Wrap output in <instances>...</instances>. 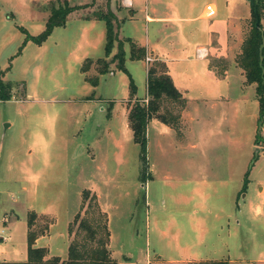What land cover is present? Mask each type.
Returning <instances> with one entry per match:
<instances>
[{"label":"rangeland","instance_id":"374dc122","mask_svg":"<svg viewBox=\"0 0 264 264\" xmlns=\"http://www.w3.org/2000/svg\"><path fill=\"white\" fill-rule=\"evenodd\" d=\"M68 1L82 6L92 2ZM116 1L120 10L123 0H112L113 5ZM144 1H134L136 14L125 19L120 28L121 35L140 42L146 32L140 14ZM209 1L212 0H192L193 10L199 9V13ZM104 2L97 0L94 10ZM231 2L239 6L241 17L245 7L251 4L248 0ZM54 6H58V0H0V67L4 81L13 84L10 99H0V227L5 225L8 230V239H0V248L6 249L0 252V258L27 257L30 210L39 214L49 212L45 214L53 218L48 228L50 233L38 239L37 245L49 243L53 253L66 258L69 223L80 209L85 188L97 193L110 217L111 248L116 256L130 251L141 260L148 248L154 259L161 258L152 264H177L170 258L188 255L181 251L205 250L206 246L199 245L198 239L194 238L193 243L188 237L196 232L189 230L192 218L189 212L194 208H198L197 216L200 212V184L221 182L228 189L242 187L253 151L259 148L260 158L251 169L248 185L255 188L264 183V143H255L258 107H238V112H233V125L205 105L193 107V114L201 120L187 126L182 138L177 135L179 141L175 144L171 136H164L166 139L160 136L162 131L152 123L148 130L147 160L143 162L128 120L133 104L129 100V76L113 65L115 73L99 74V82L94 86L85 80L81 70L87 57H106L105 20L87 18L94 10L86 8L72 13L66 25L55 27L42 44L25 42L26 34L21 27L30 34H40L46 27V10ZM131 10L126 9V16L132 15ZM197 23L168 24L183 31V27ZM245 23L241 24L244 28L240 35L249 29V22ZM261 23L264 26V16ZM235 36L231 33L232 42ZM215 47L213 44L212 50ZM222 51L227 56L225 47ZM125 65L139 90L145 82L142 60L130 59L126 54ZM90 73L96 74L94 68ZM230 77L234 82L239 80L236 65L231 66ZM139 92L144 93V87ZM116 104L120 106L117 110ZM109 105L115 110V116L110 119ZM201 115L212 117L202 119ZM174 131L173 135L177 133ZM260 133L263 139L264 125ZM185 138L193 141L181 145ZM161 140L167 148L165 151L160 146ZM197 141L200 144L195 147L193 142ZM201 151L208 154L204 155L203 167L207 166L208 156L215 158V168L223 170L224 166L226 179L219 177L216 181L215 168L213 178L201 179L197 158ZM147 197L151 202L150 212ZM169 215H174L185 230L180 240L158 236L156 219L159 222ZM241 218L245 220L244 213ZM250 219L251 227L261 235L259 240L264 244L263 226ZM146 230L153 236L149 243ZM177 243L187 247L179 248ZM227 244L229 247L225 245L221 255L231 253L239 257L235 264H264L257 259L264 257V248L253 251L244 242L242 248L232 249Z\"/></svg>","mask_w":264,"mask_h":264},{"label":"crops","instance_id":"0c3cea01","mask_svg":"<svg viewBox=\"0 0 264 264\" xmlns=\"http://www.w3.org/2000/svg\"><path fill=\"white\" fill-rule=\"evenodd\" d=\"M134 1L135 0H131V5H129L125 2V0H123V6L119 10L116 8L117 1L115 5H113L112 0H110L111 8L120 20L126 21L128 18H133V15L136 14V9L134 10ZM237 1L240 0H235V2ZM88 3L90 4L91 2L88 1L85 4ZM76 4L81 5V3ZM128 8L132 9V15L130 17L126 16V9ZM198 10L199 9L193 10L192 0L144 1L140 9V14L141 17H144L146 32L141 38V42L140 40L137 41L140 45L147 49L148 55L152 57L153 62L155 60H159L167 64L169 73L172 76L176 87L181 90L188 99L187 108L182 112V120L186 128L187 126L191 127L195 122L199 123L198 119L201 120L200 118L197 119L193 114V107H197L198 105H205V107H209L212 112H219L220 118L230 121L233 125V112H238V107H258L260 110L259 101L256 95V84H245L246 78L244 71L236 62V56L240 52L243 40L249 31V29H246L244 30V34L240 35L241 32H243L244 25L246 24L245 21L249 22L248 20L252 18V5L250 4L249 7H245L243 17L240 16L239 6H237V4L233 5V2L229 3V0H226V2H224V0H212L201 7L199 13L197 12ZM49 14L50 12L46 10V22ZM172 21H199V23H197V25L183 27V31H181L175 25L168 24ZM243 23L244 25H241ZM231 33H235L236 35L234 37L235 42L231 41ZM120 37L124 38L126 36L120 34ZM218 40L223 42L222 46V42L218 43ZM213 44L216 45V47L212 50ZM224 47L228 51L227 56L222 51ZM199 48H205L207 50V55L204 57L199 56L197 53ZM116 52H118L117 43H115V46L113 47L111 56ZM125 52L131 59V47L129 43L128 45L125 44ZM142 62L145 66V82L140 85L137 96L141 99L148 100L147 65L149 62L146 59L142 60ZM153 62H150V64ZM232 65H236L238 68L239 80L236 82H234L230 77V68ZM142 87H144L145 92L141 94L139 91ZM251 87L252 89H249ZM108 107L112 108L110 105ZM117 107L120 106L116 104L115 110H117ZM115 110L112 108L113 116H115ZM229 112L231 113L230 115L228 114ZM205 117L212 116L201 115L202 119ZM152 123H155L156 126L160 128V131H162L160 136L163 138H165L164 136H171L173 139L172 144L179 141L177 139V134L175 133L173 135L175 129L155 117L151 119L148 130ZM195 140L197 139H194V141ZM187 141H193V139L185 138L184 141H180V144L185 145ZM160 142L162 143L163 140ZM161 143L160 146L162 145V149L165 151L167 148L163 146V143ZM193 144L197 147L200 142H193ZM254 153L255 151H253L251 160ZM204 155L208 154L205 151H201L197 158L200 159L199 166L201 179L204 178L207 181L214 176V162L216 159L208 156L207 166L203 167ZM259 158L260 148L258 158L251 167L248 166V168L250 167L249 174ZM196 160L197 159L195 157V164ZM251 160L249 164L251 163ZM222 169L223 170L219 167L217 169L215 168L216 181H218L219 177L225 178V176H223V171L225 169L224 166H222ZM243 186L240 187L237 185L233 189H228L225 183L221 182H203L200 184V212L198 216V208H194L189 212V215L192 217L190 218L191 221L189 230L196 231L197 233L191 232V235H188V237L192 239L193 243L194 238L198 239L199 245H205L206 249H201L199 252L196 250L191 251L189 249L188 251H181L188 255L172 257L170 258L171 261H174L177 264H182L183 262L193 259H229L230 264H235L240 261L239 257H234L231 253L221 255L224 252L223 247L225 245L229 247L227 243H230L232 249L235 247L242 248L244 242H246L247 246L253 251L260 247L264 248L262 240H259L261 235H259L253 227H251L253 222L251 223L250 219L253 218L254 224H260L264 228V183L261 185L257 184L255 188H251L249 185L245 188ZM148 199L149 198L147 197L146 203L149 204L150 212L151 202ZM162 209L164 210V208ZM241 213H244L245 220L241 218ZM156 223H158V227H156V229L160 233L158 236H161V238L167 237L180 240L183 235L182 233H185V230L182 228L180 223L178 224L174 215H169L163 220L160 219L159 222L158 219H156ZM46 233L49 234L50 230ZM42 236H46V234L44 233V235H40V237L37 238L35 242L36 245L38 239ZM152 237L153 236L148 231L146 237L147 243H149V240H151ZM112 239L113 236L111 230V243ZM14 245L15 244H13V246ZM177 245L179 248L182 247L183 249L187 247V245H182L180 243H177ZM26 246L27 257L21 260H26L28 258V240ZM39 246H47L49 249V255H59L52 252L49 243ZM0 252H6V249L4 247L0 248ZM194 252L197 255H195ZM151 254L152 253H149L147 248L146 252L142 254L143 257L141 260L135 258L133 253L130 251L126 254L123 253V256H116L115 254L114 256L118 258V264H152L153 262L161 259L160 257L154 259ZM257 259H259L260 262H264V257H259ZM0 260L12 259L3 257L0 258Z\"/></svg>","mask_w":264,"mask_h":264},{"label":"trees","instance_id":"16d2710c","mask_svg":"<svg viewBox=\"0 0 264 264\" xmlns=\"http://www.w3.org/2000/svg\"><path fill=\"white\" fill-rule=\"evenodd\" d=\"M97 0L86 5L71 4L68 0H58V6L50 9L45 29L38 35L30 34L27 29L21 27L26 34L25 42L29 40L36 44H42L58 26H64L69 16L74 12L89 8L94 10ZM94 6V7H93ZM259 11L261 18L264 16V0H256L252 5V18L249 20L247 32L241 50L236 56L238 66L245 74V84H256V95L260 110L258 117V132L256 144L264 143L261 130L264 123V26L261 23L257 27L255 10ZM87 18L103 19L106 22V57L92 59L86 58L81 70L85 80L96 86L99 82V74L113 72L112 66L129 76L131 105L128 120L134 134L135 141L140 145L141 158L147 160L148 126L153 117L161 120L176 130V134L182 138L186 128L182 120V112L187 108L188 99L179 90L169 73L165 62L155 60L148 64L147 92L148 100L137 96L138 87L132 74L125 65V44L131 47L133 59L147 60V49L132 37H120V28L124 20H120L111 8L110 0L98 6ZM115 43L118 44V52L111 56ZM109 57V58H108ZM94 68L96 74L90 73ZM4 71L0 67V99L9 100L13 89L11 82L3 79ZM107 117H113L112 108L108 109ZM177 136V137H178ZM182 136V137H181ZM178 137V138H179ZM258 151V152H257ZM259 156V149L255 150L250 167ZM146 166H144L145 168ZM250 167L246 171L244 188L248 185ZM143 168V169H144ZM49 214H39L36 210L28 212V258L26 260H2L0 264H118V258L114 256L111 248V229L109 216L102 208L98 195L90 188L83 190V199L79 211L69 223V252L66 258L60 255H49L47 246L36 245L40 234L46 233L53 218ZM182 264H230L229 259H193Z\"/></svg>","mask_w":264,"mask_h":264},{"label":"built area","instance_id":"2783aa9c","mask_svg":"<svg viewBox=\"0 0 264 264\" xmlns=\"http://www.w3.org/2000/svg\"><path fill=\"white\" fill-rule=\"evenodd\" d=\"M125 2L127 4H129V5H131V0H125ZM197 53H198L199 56L204 57V56L207 55V50L205 48H199L197 50ZM152 60H153L152 57L150 55H148L147 56V61L151 62ZM7 231L8 230H7L5 225L0 227V239H2V240H7L8 239Z\"/></svg>","mask_w":264,"mask_h":264},{"label":"water","instance_id":"95a60500","mask_svg":"<svg viewBox=\"0 0 264 264\" xmlns=\"http://www.w3.org/2000/svg\"><path fill=\"white\" fill-rule=\"evenodd\" d=\"M252 5H255V3H256V0H248ZM255 14H256V16H257V22H256V25H257V27H259L260 25H261V20H262V18H261V16H260V14H259V11L256 9L255 10Z\"/></svg>","mask_w":264,"mask_h":264}]
</instances>
